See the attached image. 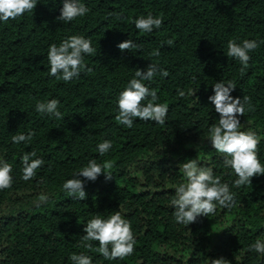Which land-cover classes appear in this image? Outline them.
<instances>
[{"label":"trees","instance_id":"1","mask_svg":"<svg viewBox=\"0 0 264 264\" xmlns=\"http://www.w3.org/2000/svg\"><path fill=\"white\" fill-rule=\"evenodd\" d=\"M83 2L89 12L72 21L56 19L59 0H38L32 11L0 22V157L12 163L14 178L0 190V264H72L71 255L81 252L93 264H210L221 256L230 264H264L249 248L264 240V174L251 177V184L232 183L234 172L209 140L219 113L208 100L219 80L235 82L233 97L251 98L253 107L240 116L242 130L257 132L264 162V0ZM148 13L163 23L141 32L132 19ZM73 34L89 37L96 52L84 56L92 71L64 81L49 75L47 51ZM128 38L140 47L119 49ZM232 39L259 42L243 70L227 53ZM149 63L167 69V76L157 72L145 81L157 91L156 102L168 105L166 122L136 118L129 128L115 118L117 97L136 68ZM52 97L61 101L60 119L35 110L37 101ZM29 130L28 144L11 141ZM104 139L113 144L100 155L97 144ZM32 150L44 163L24 180L20 157ZM92 158L110 163L105 171L111 176L87 181L86 197L73 199L61 185ZM189 158L228 182L235 203L217 205L215 215H198L185 226L175 222L171 200L184 180L179 164ZM115 211L131 222L136 243L131 255L107 260L96 251L98 241L85 248L81 235L93 215Z\"/></svg>","mask_w":264,"mask_h":264},{"label":"clouds","instance_id":"2","mask_svg":"<svg viewBox=\"0 0 264 264\" xmlns=\"http://www.w3.org/2000/svg\"><path fill=\"white\" fill-rule=\"evenodd\" d=\"M38 0H0V22L15 19L26 11H32ZM56 0H53L55 4ZM61 7L59 21H72L76 17H83L89 12V8L83 0H59ZM136 29L141 32H151L159 28L163 23V17L148 13L132 19ZM168 43H171L169 41ZM259 42L256 39H243L239 42L232 39L228 41L227 53L240 61L246 67L251 59L249 53L257 48ZM121 50L139 48L140 45L132 39H125L117 44ZM96 52L89 37L73 34L64 38L59 44L49 45L47 57L49 62V75L58 79L69 81L79 77L82 70L92 71L84 63L85 54ZM154 55L159 56V48L153 50ZM159 72L167 76V69L156 64L149 63L145 69L136 68L134 76L119 92L117 97L116 120L122 125L132 127L136 118L151 120L158 124H165L168 113V105L157 103L159 99L157 91L150 88L145 81H150ZM236 87L235 82L229 80L216 81L212 85L213 92L208 96L211 106L219 113L217 122L210 129L209 140L211 145L219 153L223 154V163L230 168L236 178L232 183L235 186L251 184V177L264 174V162L258 156L260 137L255 130H242L240 116L244 115L247 108L253 107L249 96L233 97L230 95ZM192 91V90H189ZM180 96L185 92L180 90ZM149 97L151 99H149ZM146 101V102H143ZM143 102V103H142ZM61 101L52 97L47 100H39L35 110L41 114L54 116L57 119L63 117L59 105ZM34 135L32 130L21 132L11 137L13 143L28 144ZM113 141L104 139L97 144L100 155L107 153L112 148ZM22 161V179L30 180L37 175V169L44 163L43 157L37 156L34 150L24 151L20 157ZM110 163L97 162L95 158L88 160L87 164L79 171L74 172L70 178L64 180L61 189L73 199L83 200L86 197L84 185L89 180L103 173L105 178L111 176L105 168ZM184 180L175 187V195L171 200L174 208V220L178 224L188 225L196 220L198 215H215L217 205L231 207L235 203V194L228 182L221 180L214 169L209 166H201L196 158H189L179 164ZM13 165L0 157V190L10 188L13 184ZM83 177V179H81ZM49 199L47 194H42L40 202ZM81 241L85 248H91L92 241H98L96 251L107 260L123 259L134 252L136 238L131 222L120 211H115L109 216L93 215L83 225ZM258 254L264 256V240L257 239L249 245ZM72 264H93V258L86 253H73L70 257ZM210 264H230L224 257L210 259Z\"/></svg>","mask_w":264,"mask_h":264}]
</instances>
